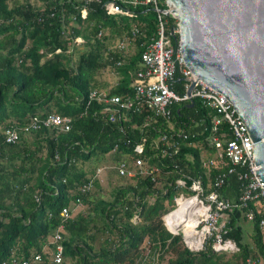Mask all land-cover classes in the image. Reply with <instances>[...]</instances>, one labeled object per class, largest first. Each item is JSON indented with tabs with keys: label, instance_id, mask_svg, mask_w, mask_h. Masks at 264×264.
<instances>
[{
	"label": "trees",
	"instance_id": "obj_1",
	"mask_svg": "<svg viewBox=\"0 0 264 264\" xmlns=\"http://www.w3.org/2000/svg\"><path fill=\"white\" fill-rule=\"evenodd\" d=\"M39 1L41 6L28 0H0V129L12 120L25 122L34 114H75L87 91L102 86L94 83V75L107 66L119 76L108 92L130 95L128 84L142 50L139 43L153 35L156 28L155 12L146 6H129L135 13L129 18L108 16L102 7L107 0L87 4L83 0ZM83 6L86 16L81 19ZM168 19L171 22L172 18ZM132 24L144 36L135 38L133 52L115 67L117 54L104 42L112 35L128 34ZM98 26L109 33L97 38ZM77 36L83 38L79 43L74 42ZM173 88L180 91L177 82ZM183 109L194 117L202 112L197 101L193 108ZM120 136L115 124L99 121L90 111L74 118L68 131L40 127L16 143H6L0 136V261L12 252L26 256L30 250L40 251L47 235L59 224L62 255L69 259L68 264H133L144 257V241L152 249L149 259L155 264H242L247 256L264 259L258 216L250 221L251 243L242 240L239 221L247 220L242 207L228 211L229 230L224 236L232 238L238 250L230 253L236 255L234 261L222 262L209 246L189 251L180 235L170 236L164 229L159 216L173 205L172 188L161 193L148 179L135 178L116 185L111 199H90L93 187L98 185L95 179L89 191L75 190L74 182L87 181L93 173V169H85L78 162L108 152ZM121 149L122 145L117 151ZM239 182L235 173L228 174L218 190L220 195L234 199ZM69 189H73L72 195ZM153 191L156 197L147 202L145 196ZM70 196L79 197L85 208L61 221L59 211ZM136 211L139 221L132 222L130 218ZM98 233L105 235L95 245ZM164 256H168L166 262L162 261Z\"/></svg>",
	"mask_w": 264,
	"mask_h": 264
},
{
	"label": "built area",
	"instance_id": "obj_2",
	"mask_svg": "<svg viewBox=\"0 0 264 264\" xmlns=\"http://www.w3.org/2000/svg\"><path fill=\"white\" fill-rule=\"evenodd\" d=\"M90 1L83 0V3ZM129 6L150 7L156 16L154 34L139 43L142 50L128 84L130 95L110 94V86L104 89L91 87L81 100V109L75 114L50 112L34 114L25 122L12 120L0 129L1 139L6 143H16L26 133L40 127L68 131L74 118L90 111L99 121L117 126L121 136L108 152L121 155L107 168L94 167L87 181L74 182L75 190L80 193L89 191L93 179L101 183L107 170L130 181L148 179L152 188L159 189L161 193L172 188L173 205L159 218L164 229L172 236L180 235L189 251L209 246L217 252H236L238 246L235 241L224 236L229 230L226 223L231 208H244L243 215L248 221L258 216V226L262 232L264 230V184L253 172L251 143L246 131L232 104L194 77L184 65L177 43V20L171 14L161 12L167 8L165 1L107 0L102 4L108 16L133 18L135 13ZM85 16L86 7L83 6L79 17L83 19ZM168 17L172 18L171 22ZM101 35L102 29L98 26L96 37ZM140 35L144 36V33L132 24L128 34L118 37L111 48L117 54L115 67L126 59L124 53L128 42H134ZM175 38L176 43L173 44ZM82 40L80 36L74 38L76 43ZM113 72L115 85L119 76ZM174 82L178 83L179 92L173 88ZM190 100H193L192 106L186 107ZM195 101L202 110L201 114L197 117L186 115L183 108H193ZM194 112L199 110L194 108ZM120 145L124 149L117 151ZM53 158L57 159V154ZM231 173H235L240 182L236 196L230 200L222 197L218 190ZM68 193L72 195L73 189ZM156 195L157 192L153 191L145 199L151 202ZM34 200L38 201L37 196ZM84 208L79 197L70 196L60 209L59 217L64 221ZM174 219L178 224L172 230L170 226L174 225ZM130 220L139 221L137 211ZM186 220H191L189 231L192 234L184 229ZM61 232L62 225L59 224L47 235L40 251L30 250L26 256L12 252L0 264H64ZM146 256L147 253L141 261ZM242 264H264V259L247 256Z\"/></svg>",
	"mask_w": 264,
	"mask_h": 264
},
{
	"label": "water",
	"instance_id": "obj_3",
	"mask_svg": "<svg viewBox=\"0 0 264 264\" xmlns=\"http://www.w3.org/2000/svg\"><path fill=\"white\" fill-rule=\"evenodd\" d=\"M164 1L184 65L232 104L264 184V0Z\"/></svg>",
	"mask_w": 264,
	"mask_h": 264
},
{
	"label": "rangeland",
	"instance_id": "obj_4",
	"mask_svg": "<svg viewBox=\"0 0 264 264\" xmlns=\"http://www.w3.org/2000/svg\"><path fill=\"white\" fill-rule=\"evenodd\" d=\"M18 2H22L23 0H15ZM31 4L36 5V6H41V2L39 0H28ZM9 4H12V1L9 2ZM102 33H104L105 35H107L108 29L107 28H103L102 29ZM119 36H114L112 35L111 37L106 38L105 40V46L109 49L113 48L114 45L117 42ZM134 49V42L133 41H129L127 44V48L125 50L124 56L128 57ZM116 81V75L112 70V67L107 66L103 69L98 70V72L94 75V83H96L97 85H102L100 87H98L99 89L105 88V87H109L111 85L114 84V82ZM121 155V153L119 152H106V153H102V154H95L93 156L90 157V159L86 160V161H82V162H78V164L85 168V169H93L96 166H103V167H109L110 165H113L115 160ZM105 168V169H106ZM106 172L105 175H103V181L101 183L98 182V185L93 187V191L91 193L90 199L92 200L93 198H101V199H111L112 198V192L113 189L116 185H123L126 184V182H128V180H126V178H121L119 176H117L113 171H109ZM99 218L96 217V221L97 223H100V221L98 220ZM173 226H170L173 230H175V226L176 224H178V222H176V219H174L173 221ZM239 224L241 226V230H242V240L247 243L250 244L251 243V238H250V233H251V222L247 221V220H240ZM191 225L190 222H187V228H189ZM263 236H264V230H263ZM105 234L104 233H98L97 235V241L95 243V245H98V242H100L103 238ZM145 244V242L143 243ZM146 250V248H145ZM152 250V249H151ZM218 254H216L219 258L220 261H234L236 255H231L228 252H223V251H219L217 252ZM144 254V253H143ZM151 254V253H150ZM149 254V257H150ZM148 256V254H147ZM156 257V255H154ZM143 256H140L137 259V262H134L133 264H139V259L141 260ZM168 258V256H164L162 261L166 262V259ZM153 260V259H150ZM145 261V260H144ZM69 259H64V264H68ZM158 262V260L156 261V263Z\"/></svg>",
	"mask_w": 264,
	"mask_h": 264
},
{
	"label": "crops",
	"instance_id": "obj_5",
	"mask_svg": "<svg viewBox=\"0 0 264 264\" xmlns=\"http://www.w3.org/2000/svg\"><path fill=\"white\" fill-rule=\"evenodd\" d=\"M112 86H113V85H111L110 88H111ZM97 88H98V87H97ZM105 88H107V87H105ZM102 89H104V88H102ZM126 180H128V179H126ZM128 181H129V180H128ZM218 192H219V191H218ZM219 194H220V193H219ZM235 196H236V195H235ZM227 199H230V198H227ZM230 200H231V199H230ZM83 210H84V209H80L79 212H81V211H83ZM166 211H167V210H166ZM166 211H165V212H166ZM77 213H78V212H77ZM77 213H76V214H77ZM162 214H163V213H162ZM159 217H160V216H159ZM170 236H172V235H170ZM173 236H174V235H173ZM180 239H181V237H180ZM144 242H145V244H143ZM144 242L141 244V248H142L141 251H142V253H144V254L147 253L148 256L145 257V259H144L145 261H144V260L141 261L143 258H142L141 260L139 259V264H155L154 261L150 260L151 258L149 259V254H150V252H151V251H150V250H151V247H150V245H148V242H146V241H144ZM181 242H182V240H181ZM146 243H147V244H146ZM182 244H183V243H182ZM145 248H146V250H145ZM135 262H137V260H135Z\"/></svg>",
	"mask_w": 264,
	"mask_h": 264
},
{
	"label": "bare ground",
	"instance_id": "obj_6",
	"mask_svg": "<svg viewBox=\"0 0 264 264\" xmlns=\"http://www.w3.org/2000/svg\"><path fill=\"white\" fill-rule=\"evenodd\" d=\"M186 222H190L191 223V220H186ZM171 228V227H170ZM172 229V228H171ZM185 229V231L187 232V233H190V234H192V231H189V228H184ZM173 230V229H172ZM197 240H195L194 242H196Z\"/></svg>",
	"mask_w": 264,
	"mask_h": 264
}]
</instances>
